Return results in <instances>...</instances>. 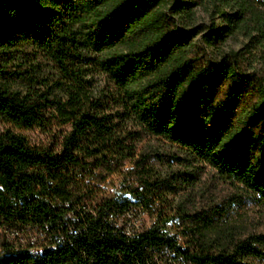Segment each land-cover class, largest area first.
<instances>
[{"label": "trees", "instance_id": "trees-1", "mask_svg": "<svg viewBox=\"0 0 264 264\" xmlns=\"http://www.w3.org/2000/svg\"><path fill=\"white\" fill-rule=\"evenodd\" d=\"M236 1L238 14H221L229 34L258 3L264 8V0ZM183 7L175 0H0V119L15 129L58 120L69 127L59 149L0 133V264H162L167 250L170 264H264V229L247 237L205 232L237 204L264 203V73L249 72L244 51L220 52L216 61L191 44L179 28ZM214 35L205 37L207 47ZM90 49L104 55L99 65ZM46 68L56 73L52 81ZM92 69L108 80L98 96L87 94ZM141 134L208 165L232 188L230 208H174L170 196L197 176L157 172L151 158L159 154H137ZM172 158L186 168V159ZM127 162L132 199L74 198L80 182L104 183ZM141 208L157 211V222L135 236L110 220ZM168 211L200 223L186 228L184 243L164 226Z\"/></svg>", "mask_w": 264, "mask_h": 264}, {"label": "rangeland", "instance_id": "rangeland-1", "mask_svg": "<svg viewBox=\"0 0 264 264\" xmlns=\"http://www.w3.org/2000/svg\"><path fill=\"white\" fill-rule=\"evenodd\" d=\"M175 1L184 5V13L179 16V28L182 31L183 37L188 39L191 44L200 45L204 49L207 48L216 61L219 59L220 52L244 51L248 62L253 64V68L249 72L264 73V46H260L261 44L264 45V8L261 4L258 3V9L256 6L254 13L250 17L244 15L245 22L241 29L234 32V34H229L226 32L228 24L227 22L225 23V19L222 18L221 14H238L242 8L240 2L236 0ZM221 33H226L225 43H219L218 41V36ZM212 35H214V43L207 47L205 37ZM89 52L98 65L103 61L104 55L93 52L91 49ZM44 75H49L52 81L56 73L52 69L46 68ZM88 75L90 85H88L87 94L88 96H98L108 85L107 76L101 70L96 69L89 71ZM16 88L24 92L26 91V88L19 85ZM54 93L65 97V91L63 90H58ZM7 130H13L18 135L25 137L32 147L43 149L44 147L55 146L59 149V143L64 134L69 131V127L63 121L58 120L43 128L15 129L0 119V133H4ZM136 144L137 154L139 155L159 154L161 156H152L151 158L153 159L152 164L154 169L157 172L166 175L168 172L182 169L197 176V180L194 182V185L189 187V190L170 196L174 208L178 206L184 209L190 208L194 211L197 210L199 213L204 209L216 208V206H222L224 209L230 208L226 202L233 193L232 188L220 180L218 174L208 165L196 160L190 152L169 141H163L147 134H141L137 138ZM172 156L186 159V168L176 162ZM132 170V164L127 162L119 174L107 178L104 183L96 184L82 181L80 182L82 185L75 189L74 198L80 195L83 197L84 202L87 203L117 197L132 199L130 191H127L128 188H133L136 183ZM169 211L167 212V217L162 216L161 218L164 221V226L171 235L177 234L179 239L184 243L187 239L185 235L186 228L199 226L200 223L185 222L179 216L169 214ZM145 212L143 217L146 227L152 228L155 222H157L158 213L157 211L152 213L148 210ZM229 212V215L225 217L216 216V218H213V224L205 228L206 234L209 236L220 234L223 237L232 235L235 237H247L251 232L263 231V202L258 206L251 202L237 204L229 209Z\"/></svg>", "mask_w": 264, "mask_h": 264}, {"label": "built area", "instance_id": "built-area-1", "mask_svg": "<svg viewBox=\"0 0 264 264\" xmlns=\"http://www.w3.org/2000/svg\"><path fill=\"white\" fill-rule=\"evenodd\" d=\"M134 213H127L123 217L117 215H111L110 220L116 225L118 229L126 233L128 236H135L138 234L145 226V221L143 215L146 213L144 209H135ZM128 224H135V231H128ZM34 240V239H33ZM36 240H34L35 242ZM38 250V249H36ZM166 259L168 261L162 264H170V251L165 252Z\"/></svg>", "mask_w": 264, "mask_h": 264}, {"label": "bare ground", "instance_id": "bare-ground-1", "mask_svg": "<svg viewBox=\"0 0 264 264\" xmlns=\"http://www.w3.org/2000/svg\"><path fill=\"white\" fill-rule=\"evenodd\" d=\"M132 228H134V229H135V224H133V225H132Z\"/></svg>", "mask_w": 264, "mask_h": 264}]
</instances>
